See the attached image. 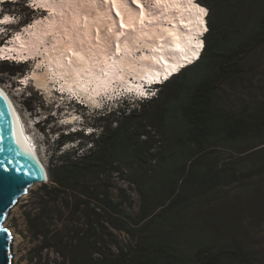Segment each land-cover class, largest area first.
Returning a JSON list of instances; mask_svg holds the SVG:
<instances>
[{
    "label": "trees",
    "instance_id": "trees-1",
    "mask_svg": "<svg viewBox=\"0 0 264 264\" xmlns=\"http://www.w3.org/2000/svg\"><path fill=\"white\" fill-rule=\"evenodd\" d=\"M197 2L209 9L207 27L214 8L220 25L209 28L195 64L160 85L156 97L141 102L139 109L122 103L120 116L111 111L103 119L107 124L94 123L101 129L97 135L94 131L85 137L76 130L54 140L49 180L33 209L52 222L56 216L85 215L87 228L41 231L43 218L30 214L28 226L39 249L57 250L62 264H258L244 215H264V193L253 205L250 197L246 203L227 201L226 190L256 175L252 169L239 171L241 161L264 160V95L258 106L245 112L221 111L216 97L219 84L233 78L241 61L264 46V0ZM22 68L0 63V71L12 76ZM153 109L151 127L143 118ZM75 142V149L56 157L63 146ZM221 150L232 153L224 167L215 156ZM114 175L127 177L134 188L140 200L137 213L126 214L113 198ZM105 214L112 216L113 228L133 240L130 248L117 244V251L104 250L98 235L103 236ZM79 221L68 219L70 224ZM93 239L95 252L89 253ZM41 262L39 255L29 260Z\"/></svg>",
    "mask_w": 264,
    "mask_h": 264
},
{
    "label": "bare ground",
    "instance_id": "bare-ground-1",
    "mask_svg": "<svg viewBox=\"0 0 264 264\" xmlns=\"http://www.w3.org/2000/svg\"><path fill=\"white\" fill-rule=\"evenodd\" d=\"M14 1L0 0V8L4 3ZM29 1L37 10L45 12L44 17L49 16L48 19L52 23H47L43 29L38 25L42 26L45 21L22 27L16 32L15 40L0 45V60L20 63H28L34 58L36 60L38 55L36 57L35 54L39 48L37 43H45L46 54L41 52L43 58L37 59H44L41 63L46 64L47 68L42 72L40 68L43 65L40 66V72L29 80L35 81L43 88L50 87V82L63 80L61 90L72 89L83 94L86 100L91 99L92 94L100 95L102 90L111 89L118 81L150 77L155 71L157 75L167 74L178 64L191 61L189 58L192 53L198 51L197 41L201 33L195 32L193 28L185 30L181 24L193 23L200 28L206 27L204 18L207 15L200 13L195 7L199 5L196 0H188L190 3L193 1L192 9L195 8L191 10V14L184 0ZM5 17L8 21L11 20L7 15L0 17V21ZM0 26V33L4 34L3 26L9 25L0 23ZM88 34L92 35V41L85 40L88 39ZM49 36L53 39L46 43L45 39ZM200 39L203 40L201 37ZM181 46L183 49H180ZM178 51L182 52L177 53ZM201 51L202 48H199L198 53ZM8 99L11 101L9 96ZM8 106L18 146L27 157L35 158L45 167L31 147L32 141L17 117L19 114L15 113L10 102ZM45 170L44 183H47L49 173ZM5 225L8 226L9 222H5ZM20 239V236L15 234L14 242L12 241V255L14 254L15 261L19 260Z\"/></svg>",
    "mask_w": 264,
    "mask_h": 264
},
{
    "label": "rangeland",
    "instance_id": "rangeland-1",
    "mask_svg": "<svg viewBox=\"0 0 264 264\" xmlns=\"http://www.w3.org/2000/svg\"><path fill=\"white\" fill-rule=\"evenodd\" d=\"M184 1L186 7H189L188 12L191 14V10L195 9H192L193 1H191V3L188 2V0ZM231 2L234 4L238 2L246 4V0H231ZM0 9V17L9 15L11 18L10 21L6 22L9 26H3V30H5V33L0 34V45L4 43H10L11 41L15 40L17 38L16 32L21 30L25 25L29 27L35 22L38 24V22L40 21L41 23L45 21V23L41 24L42 26L38 25L39 28L43 29L47 23H52L51 20L48 19L49 16L44 17L46 13L37 10L36 7L32 6L29 0H18V2L15 3L7 2ZM207 10H209L208 7ZM243 11L245 14L247 11V6L244 5ZM202 16L203 15H201L200 19L202 18ZM208 22L210 24V26L208 25L209 28H211L212 26L213 29H216L218 25H220L219 12L217 8H214L211 11ZM181 27L188 31L193 28L195 32L202 33V28L204 26L200 28L193 23L189 25L186 23H182ZM213 35L215 34L212 31V35L209 37V40L213 38ZM47 39H45V41H47L46 43H50L53 37L49 36L47 37ZM85 40L92 41V35L88 34V39ZM201 40L202 39L199 38V41ZM37 44H39V48L35 55L36 57L38 55V59L43 58L42 53L45 52L46 54L45 43ZM93 45L97 44L93 43ZM180 49H183V46H181ZM182 51H178L177 53ZM37 58L36 60L35 58L30 60L27 58V60L30 61L28 63L7 61L8 63L19 64L23 68L21 69V72L15 76L7 73H2L0 71V86H3L6 90L9 91V94L13 99L12 100L9 96L11 102L14 101L23 119L27 123L30 122L29 127L32 131L35 132L37 141L41 146V151L39 150V156L41 158H39L43 160L42 162H44V165H46L49 172L48 163L49 155L51 153L50 149L54 150L56 148V143L54 142V140L57 139L58 134L77 130L82 131L85 137L94 131H96V134L94 135H97L101 129L98 130L97 126H93V124H107L108 120H103L107 119V117L105 116H108L111 111L117 112V116H120L118 110L124 107L121 104V106L115 105L112 108L101 109V106L90 105V103L93 101V98L86 100L84 95L79 92L76 93H78L80 97H83L85 101L89 103V106L87 108L80 105L74 106L73 99L78 98L76 94H67L61 92V95H58L57 93V91H61L62 84L64 83L63 80L55 83L50 82V87L45 88L37 85V83L35 81H32L31 79L29 80L31 76H33L34 74L36 75V73L40 72V66L43 65L40 68L42 72L47 68L45 66L46 64L41 63L44 59L39 61ZM192 59V57L189 58V60ZM1 62L3 61L0 60V63ZM238 71L239 72L233 78L228 81L222 82L218 86L216 106L221 109V111L232 110L237 112H245L250 108H255L261 102L262 96L264 95V46L242 60L241 67L238 68ZM20 80L21 82H23L22 84L20 83ZM172 90H174V88ZM71 91L73 90L71 89ZM140 105L141 102L131 101L130 104H128V108L139 109ZM153 112L154 109L149 112L150 114H147L146 117L143 118L144 123H146V125H150L151 127L153 126L152 123H154L152 116L156 117V114H154ZM33 124H35L36 127ZM34 127L36 128L37 132L35 131ZM81 141L83 143H86L88 140L83 137ZM75 147H77L76 142L66 144L60 150H58V152L56 153V157L62 155L64 151L75 149ZM215 156L217 157V161L219 162V167H224V163L230 159L232 153H230L228 150H221L215 153ZM53 158H55V156ZM237 168L239 171H242L244 173L252 169V171L256 173V175L252 178L243 179L242 181L230 186L226 190V200L230 201L234 198L235 201L246 203L249 201L247 197H250L249 204L253 203L254 205V203L257 202L256 198L258 197V195L264 193V160L256 162L241 161L239 165H237ZM44 184L45 183L36 184L28 188L27 192L18 199L15 206L8 213V220L5 222H9V227L7 225L5 226H7V228L10 230L12 241L14 242L15 234H18L21 238L18 246L19 260L15 261L13 259L12 264H29V260L31 259V257H35L38 255L42 258L41 264L63 263L64 258L62 254H57V250H40L39 243L32 240L31 232L28 226L29 214L32 218H43L41 220V231L50 229V231L65 232L66 227H71L72 225L80 229L87 228V217L85 215L75 216L74 218L71 217V215H64L61 218L60 216H56L54 218L55 221L52 222L50 221V216H42L39 214V211H34L33 208L35 202L42 198V196H44ZM111 185L112 186L110 187V191L113 195V198L116 202L123 204L122 208L124 212L126 214L137 213L139 210L140 200L134 188H132L128 183L127 177H118L114 175L111 179ZM127 197L131 199L128 200ZM226 200H224V202H226ZM104 217L105 218L103 225L105 228L102 232L103 236L101 234L98 235V239H101V242L105 244L104 250L108 251V249H111L112 251H117V244L124 249L130 248L133 245V240L125 233H122L111 226L109 222L113 221L112 216H110L109 214H105ZM244 218L246 220V228H248L249 233L250 249L255 254L258 260V264H264V215L260 217H252L249 213L246 216L244 215ZM68 219H80V221L77 224H70L68 222ZM48 224H53V226H47ZM94 242V239L92 244L90 242L89 248H91V251H89V253H92V250L93 252H95ZM93 257H98V255L93 254Z\"/></svg>",
    "mask_w": 264,
    "mask_h": 264
},
{
    "label": "water",
    "instance_id": "water-1",
    "mask_svg": "<svg viewBox=\"0 0 264 264\" xmlns=\"http://www.w3.org/2000/svg\"><path fill=\"white\" fill-rule=\"evenodd\" d=\"M8 103L0 96V264H12L13 260L11 233L5 226L8 213L28 188L44 183L46 167L27 157L18 146Z\"/></svg>",
    "mask_w": 264,
    "mask_h": 264
},
{
    "label": "snow or ice",
    "instance_id": "snow-or-ice-1",
    "mask_svg": "<svg viewBox=\"0 0 264 264\" xmlns=\"http://www.w3.org/2000/svg\"><path fill=\"white\" fill-rule=\"evenodd\" d=\"M195 7H197L199 9V12L200 13H202L204 15H207V8L201 7L199 5H195ZM7 21H8V18L5 17L4 20L0 21V23H6ZM201 23H203V20L202 19H201ZM203 31L206 32L207 31V27H204L203 28ZM197 47L198 48H203V41L202 40L201 41H197ZM198 55H199L198 51L192 53V57L193 58H198ZM165 78H167V77H165ZM154 94L155 93H153V95ZM0 96H4V93L3 92H0ZM4 99L7 100V96H4ZM13 115H15L14 112H13ZM4 171L7 172L9 170L5 168ZM5 179H10V178L9 177H5Z\"/></svg>",
    "mask_w": 264,
    "mask_h": 264
},
{
    "label": "clouds",
    "instance_id": "clouds-1",
    "mask_svg": "<svg viewBox=\"0 0 264 264\" xmlns=\"http://www.w3.org/2000/svg\"><path fill=\"white\" fill-rule=\"evenodd\" d=\"M21 117H22V115H21ZM22 122H23V124H24V128H25V131H26V135L31 139V141H32V143L34 144V146H36V151L39 153V150L41 151V146H40V144H39V142L37 141V137H36V135H35V132L34 131H32L31 129H30V127H29V124H30V122H26L24 119H23V117H22ZM35 127H36V125L35 124H33ZM34 127V129H35V131H36V128ZM37 132V131H36Z\"/></svg>",
    "mask_w": 264,
    "mask_h": 264
},
{
    "label": "built area",
    "instance_id": "built-area-1",
    "mask_svg": "<svg viewBox=\"0 0 264 264\" xmlns=\"http://www.w3.org/2000/svg\"><path fill=\"white\" fill-rule=\"evenodd\" d=\"M207 17H208V14H207ZM206 27H207V24H206ZM208 31H209V28H207V31L204 32V33L202 34L201 38H204V39H205V36L207 35ZM203 45H204V44H203ZM204 46H205V45H204ZM203 50H204V47L202 48V51H203ZM202 51H201V53H202Z\"/></svg>",
    "mask_w": 264,
    "mask_h": 264
}]
</instances>
